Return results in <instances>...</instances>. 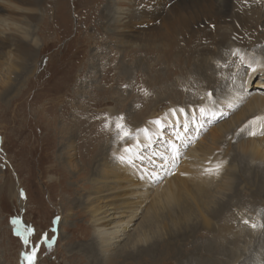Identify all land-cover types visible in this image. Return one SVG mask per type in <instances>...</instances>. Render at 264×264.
<instances>
[{
  "label": "rangeland",
  "instance_id": "rangeland-1",
  "mask_svg": "<svg viewBox=\"0 0 264 264\" xmlns=\"http://www.w3.org/2000/svg\"><path fill=\"white\" fill-rule=\"evenodd\" d=\"M10 1L0 0V20L14 22L20 35H0L3 41L0 52V264H27L24 253L31 249L15 234V226L11 223L14 218L35 230L29 236L32 246L37 245L45 233L55 241L51 249L39 243L35 264H177L178 259H174L173 253L159 259L151 255L149 258L132 256L124 260L119 255L122 254V245L130 243L137 225L131 228L134 230L130 229L129 238L125 239V234L115 245L112 259H104L105 263H101L93 253L91 260L88 259L85 247L87 243L93 245L96 242L91 214L93 205L80 200L97 183V166L103 168L106 165L111 169L122 162L129 167L135 165L121 157L122 152L139 143L141 134H146L152 145L140 144L148 153L140 152L141 157L136 159L142 165L155 166L160 174L167 172L155 158L165 163L163 154L168 153L175 161L180 150L176 148L179 150L176 152L175 147L174 150L173 147L167 148L169 142L166 138L171 134L167 128H175L166 120L176 118L178 121L180 117L183 121L193 120L186 135L177 140L179 143L191 142L190 148L194 142L209 148L208 137L220 133L219 129L222 134L228 133L227 136L235 133L236 128L251 129L248 121L243 120L247 102L262 90L264 80L261 79L262 69L252 68L247 61L258 62L250 58L249 55H253L264 62V19L254 27L248 23L250 36L240 34L243 38L236 42L238 45L230 46L221 55H209L208 64L206 62L200 71L188 59L189 52L184 54L179 47H162L161 41H154V33L158 29L156 26L148 28L151 23H138L137 31L132 27L118 28L123 12L110 10L107 6L108 2L122 6L117 4L118 0ZM127 1L130 0H126L124 7L133 8ZM17 5L24 6L18 9ZM30 7L37 10L36 16L24 18L26 13L24 15L23 12ZM258 8L264 13V4ZM26 20L29 21L27 24ZM227 30H230L229 26ZM33 38L34 51L29 44L22 43ZM5 40L10 42L4 43ZM146 47H150L151 52L144 55ZM244 56L246 61H242ZM8 76L11 79L8 80ZM10 82L12 87L9 91L4 90ZM195 105L198 107L193 109ZM198 108H205L206 115L202 116ZM157 120L161 121V127H167L163 130L165 136L157 132L156 127L159 126L153 123ZM118 122L124 125V131L130 132L127 138L116 129ZM198 122L202 125L199 129ZM67 125L73 137L67 136ZM227 125L230 127L226 128ZM184 127L185 124L180 123L176 128ZM249 138L250 135L245 133L233 145L224 142L231 151ZM64 141L68 146H63ZM63 150H69L65 153V164L60 159ZM174 153L178 154L177 157ZM169 173L171 171L165 173L158 183L153 182L161 191L158 197L156 187L138 186L139 179L129 180L131 175L127 172L119 178L110 176L106 181L100 174V184L105 185L107 193H97L93 197H99L105 203L108 197L124 195V199L114 201L133 202V208L143 209V219L152 214L153 209L147 210L152 201L154 204L166 200L172 202L171 196L178 192L185 180L180 175L172 176L174 168L172 174ZM128 184L129 187L122 192L117 190ZM21 190L24 197L20 195ZM243 196V200L232 199V202L241 206L248 203L249 208H254L252 212L243 207L241 215L246 216L248 224L245 219L241 220L237 228L240 214L234 210L226 214H234L226 223L236 231L237 234L232 235L240 243L253 232L251 225H256L257 241L247 247L250 249L248 252L242 251L237 263L233 262L236 254L232 253L222 254L218 261L220 264L262 262L259 257L264 256V198L254 199L247 193ZM225 221L226 218L221 219L218 227ZM99 253L98 259L101 260L103 253Z\"/></svg>",
  "mask_w": 264,
  "mask_h": 264
},
{
  "label": "bare ground",
  "instance_id": "bare-ground-1",
  "mask_svg": "<svg viewBox=\"0 0 264 264\" xmlns=\"http://www.w3.org/2000/svg\"><path fill=\"white\" fill-rule=\"evenodd\" d=\"M31 2L32 1H30V3ZM125 2L126 0H118L117 4H121L122 6L114 5L110 2L107 3L110 10H121L123 12L120 16L121 19L118 28L127 29L132 27L137 31L135 27H137L138 23H151L148 25V28L156 26L158 29L154 33V35H156L154 41H161L162 47L165 45H170L172 49L179 47L180 50H183L184 54L189 52L188 59L193 61L196 65V69H200V71L205 67L209 55H221L223 51H227L230 46L234 47L235 44L238 45L236 42H239L243 38L240 34L250 36L248 32L249 24L252 23L254 27L257 24L259 25V22L264 19V13L258 11V9H260L258 7L260 4H264V0H170L171 5L169 7H167L164 0H133V2L130 0L129 2H131L130 4L133 5V8H125ZM30 3L28 5H32ZM12 4L15 5L13 2ZM20 6H18V9H22ZM1 9L2 7L0 6V10ZM134 10H136V12ZM19 11L20 10H18V12ZM36 11L37 10L32 7L26 8V11L23 12V14L26 13V15L24 14V18L29 15L33 17L36 16ZM1 17L6 19L4 16ZM25 22L27 24L29 21L26 20ZM228 26L230 30H227ZM0 29V35L9 36L10 34H17L15 37L20 35V30L16 28L14 22H4L0 20ZM228 39H232L234 43L232 41L230 42ZM34 40L35 38L32 40L25 39L22 43L29 44L32 47V51H34ZM9 42L8 40L4 41V43ZM209 43L211 45L214 43L215 45L210 46ZM7 46L8 45H6V47ZM2 47L3 41L0 38L1 53ZM24 47H26V45H24ZM150 47H146L144 55H146V52H151ZM249 56L251 59L255 58L258 60L256 63L254 61L251 62V60L247 62L251 63L252 68L257 66L262 69L263 75L261 79L264 80V62L260 61L256 56ZM244 60L246 61L245 56L242 58V61ZM234 61L235 60H233V62ZM232 64L233 63H231V66ZM227 70L229 69L227 68ZM211 71L212 67L210 68V72ZM9 72L10 69H8V73ZM249 76L251 75H248V77ZM9 79H11L10 76H8V80ZM8 80L5 79L4 82L7 83ZM262 84L264 85V81ZM10 87H12L11 82L5 86L4 90L9 91ZM257 92L255 97L248 100L243 119L244 122L248 121V125L251 129L245 127L244 129L238 130L236 128L235 133H232L230 136H227L228 133L227 135L222 134L223 131L219 129L220 133L218 132L208 137L209 148H206V146L203 148L202 143H198L195 145L196 147L190 148V145L187 146L188 150L186 147L183 148L186 151L182 152L181 143H186V141H180L181 143H179L177 140L186 135V132H188L187 127L191 125L190 122L193 120L183 121L184 119L182 117L177 118L178 121H176V118L166 120L168 124L174 125V127H179L180 123L185 124L184 128L173 129L169 137L166 138L169 142L167 143V148L168 146L171 148L173 147L172 149L174 150L175 147L176 152V148H179L180 156L173 161L170 154H163V158L168 162L165 163L168 165L159 161L158 158H155V161L159 165L166 167L167 173L171 171L169 175L172 174L174 168L175 173L172 174V176L180 175L185 180L182 181L178 192L171 196L172 202H167L168 200L160 204H154L153 201L151 202L150 206L147 208V210L153 209L150 216L141 219L143 209L133 208V202L124 200L118 203L114 201L117 198L124 199V195L119 197H108L105 203L101 201L99 197H93L94 194L106 192L105 185L100 184V174H102L104 181H106L110 176H117L119 178L127 172L131 175V177H128L129 180H134V178L138 179V174H141L145 170H150L152 172L158 171L155 166L150 167L146 164L142 165L141 162L136 159V157H141L140 152L148 153L140 144L152 145L147 139L146 134H141L140 138L137 134L139 143H135L132 149L122 152L125 161L135 164L133 167H129L126 162H122L111 169L106 165H104L103 168L100 165L97 166L95 170V172H99L97 183L92 185L89 191H87V194L84 195V199L80 200L82 203L93 205V208L91 207V214L94 217L92 224L94 226V239H96V242L93 245L87 243L85 247L84 253L89 254L87 255L88 259L91 260V253H93L95 258L101 263H105L104 259H112L113 252L116 250L115 245L122 240L121 237H123V235L126 234L125 239L129 238L130 229L134 227V225H137L135 228L136 233L130 237V243L127 242L122 245V254L119 255L124 257V260L132 256L135 258L142 256L149 258L151 255L159 259L167 253H173L172 256H174V259H178L177 264H204V262L205 264H220L218 261L221 259L222 254L233 253L236 254L233 262L237 263V259L240 257L242 251L246 250V252H248L250 249L248 250L247 247L251 246L252 242L257 241L255 238L258 233L256 229L253 228V232L251 234L249 232L248 234L250 235L247 238H243L241 243L233 237L232 234L237 233L230 224L226 222L229 221L230 216L234 214L228 216H226V214L233 210L236 214H240V219L237 222V228H239L241 220L246 218V216L244 217L241 215L243 207H247L248 211L249 209L252 211L254 208H249L248 203L242 206L240 203L235 204L232 202V199L239 201L243 200V193H247L249 197L254 199L264 198V136H261L264 132V95H262L264 94V86L262 90ZM245 99L247 100L246 94ZM196 107L198 106H193V109H196ZM213 108L214 107L209 109ZM216 117H218V115ZM257 117L260 119H256ZM252 121H255V123H250ZM197 124L198 129L201 128V122ZM229 127L230 125L226 126V128ZM65 130L67 131V136L73 137L74 134L71 135L68 125ZM156 130L159 134L165 136L164 132H159V127H156ZM240 132H244V134L240 135ZM245 133L250 135L249 139L243 140L235 148H232L231 151L230 148L226 147L225 142L228 145H233L234 142H239ZM257 137H259L258 140L255 139ZM64 144L68 146V142L64 141L63 146ZM61 149L60 147L59 151ZM143 150H145V152ZM68 151L69 150H63L60 152V159L64 164L65 153ZM186 153L187 155H185ZM78 154H80V150H78ZM184 155L186 157L182 160ZM181 161L182 163H180ZM225 164L228 165V168L225 167ZM216 165H220L218 170H215ZM139 168H142V171H140ZM206 169H213V171L208 172ZM148 176L155 177L157 174L151 173ZM168 179H171V177L167 178L163 184ZM122 181L126 182V180ZM129 185L130 184L118 187L117 190L122 192L124 189H127ZM137 185L156 187L153 185V182L140 181V184ZM160 194L161 191L157 186L156 197L160 196ZM112 210L113 212L111 213L110 211ZM248 211H245V213L248 214ZM225 218L226 221L222 222L218 227L221 219L225 220ZM137 219L141 220L136 223ZM131 230H134V228ZM100 251L103 253L101 260L98 259L101 256L99 253ZM228 258L229 256L227 259ZM259 259L264 261L263 254Z\"/></svg>",
  "mask_w": 264,
  "mask_h": 264
},
{
  "label": "snow or ice",
  "instance_id": "snow-or-ice-1",
  "mask_svg": "<svg viewBox=\"0 0 264 264\" xmlns=\"http://www.w3.org/2000/svg\"><path fill=\"white\" fill-rule=\"evenodd\" d=\"M255 71V69H254ZM209 96H211L212 94L209 93L208 94ZM181 112H183V109H181ZM173 113H175V110H173ZM200 113L203 115H206V111L204 108H200ZM121 120L123 119V117L120 118ZM256 119H260L259 117H257ZM153 123L157 124V125H160L161 124V121L160 120H157V121H154ZM250 123H255V121H252ZM107 126V125H106ZM116 129L121 131L122 132V135L123 137L127 138L129 135H130V132L128 131H124V125L122 123H116L115 125ZM143 131L147 132V129H144ZM254 134V133H252ZM129 149H126V151H128ZM121 159L123 160V157H121ZM220 168V165H216V169L215 170H218ZM206 171L208 172H211L213 171V169H206ZM20 195L21 197H24V192L23 190H21L20 192ZM59 219V218H57ZM245 223H248L247 220L244 221ZM11 223L15 226L14 227V232L17 236L21 237V239L23 240L24 244L26 247H30V251H26L24 253V258L27 262V264H35V259H36V254L37 252L39 251V243H43L45 245H47V247L49 249H51L54 245V239H50L48 237V234L45 233L42 237H41V240L40 242L35 245V246H32L31 243H30V239H29V236L31 234H34V229L30 226L26 227L25 225H23L21 223V221L19 220V218H14L12 219ZM253 228L256 227V225H251ZM261 264H264V261L261 262Z\"/></svg>",
  "mask_w": 264,
  "mask_h": 264
}]
</instances>
